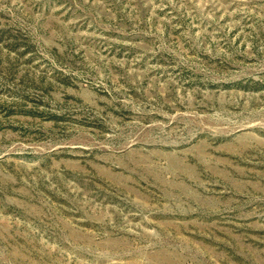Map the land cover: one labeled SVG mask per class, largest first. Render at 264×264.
<instances>
[{
    "label": "rangeland",
    "instance_id": "1",
    "mask_svg": "<svg viewBox=\"0 0 264 264\" xmlns=\"http://www.w3.org/2000/svg\"><path fill=\"white\" fill-rule=\"evenodd\" d=\"M0 264H264V0H0Z\"/></svg>",
    "mask_w": 264,
    "mask_h": 264
}]
</instances>
